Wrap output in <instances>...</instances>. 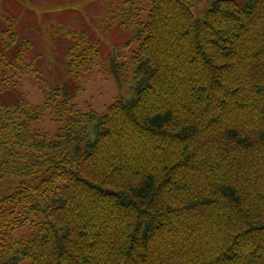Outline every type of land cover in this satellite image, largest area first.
I'll return each mask as SVG.
<instances>
[{"label": "trees", "instance_id": "1", "mask_svg": "<svg viewBox=\"0 0 264 264\" xmlns=\"http://www.w3.org/2000/svg\"><path fill=\"white\" fill-rule=\"evenodd\" d=\"M106 2L87 21L133 30L130 55L54 22L68 81L39 105L0 98V264H264V0ZM13 19L11 91L42 80ZM97 66L119 85L131 72L134 97L81 109ZM47 115L55 133L31 131Z\"/></svg>", "mask_w": 264, "mask_h": 264}, {"label": "rangeland", "instance_id": "2", "mask_svg": "<svg viewBox=\"0 0 264 264\" xmlns=\"http://www.w3.org/2000/svg\"><path fill=\"white\" fill-rule=\"evenodd\" d=\"M73 1L75 2H71V0H0V31L7 29L5 25L8 23L5 19L14 17L13 20L16 24L18 22V43H22L26 39L25 37L33 40L34 47L27 58L30 60L33 57H39L38 64L42 79L37 82L29 75H21L18 87L16 89L15 86L13 91L5 90L4 85L0 83V98L4 103L12 104L22 97L25 99L24 104L39 105L46 99L47 83L54 87L68 81L63 56L70 40L63 36L55 37L52 34L53 28L49 31V27L54 22L62 23L70 30L85 27L92 34V37L99 40V49H101L104 58L112 56L117 49L128 56L138 45L137 40H135V32L131 29L117 30L113 26L104 30L101 25L96 26L98 18L91 22L87 21V18L89 19L93 14L104 13V8L107 5L106 0H101V2L100 0ZM206 8L204 4L198 6L195 9L196 16L202 17ZM24 24L26 25L23 26ZM130 39H134V42L131 47L126 48V41ZM5 40L7 41L8 38ZM3 41L0 36V47ZM106 65H108V61ZM108 68L109 66H97L92 75H87L83 80L85 90L74 100L81 109L86 110L90 106L98 113H105L108 106L118 99L134 97L131 72L119 85L115 77L107 73ZM51 117L47 115L42 121L32 124L30 126L31 131L39 130L50 135L54 134L59 124L53 122ZM5 185L3 188L8 187Z\"/></svg>", "mask_w": 264, "mask_h": 264}]
</instances>
